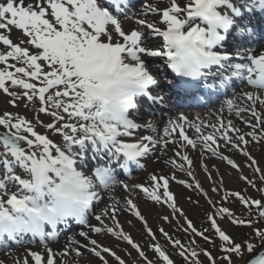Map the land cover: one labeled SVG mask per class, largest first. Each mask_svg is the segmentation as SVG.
<instances>
[{
    "label": "snow or ice",
    "instance_id": "6c2138e0",
    "mask_svg": "<svg viewBox=\"0 0 264 264\" xmlns=\"http://www.w3.org/2000/svg\"><path fill=\"white\" fill-rule=\"evenodd\" d=\"M199 4L200 0H191L189 5L181 6L177 0H171V6L162 12L161 23L166 25V30H162L161 27L153 23H145V20H139L137 23L141 28H146L148 32L162 36L167 45L170 33L194 19L196 8ZM49 9L51 10V16L55 19V23L50 22L46 18ZM149 11L155 13L156 9L149 6ZM182 14L183 18H181ZM56 25L59 26V30ZM109 25L114 26V31L118 37L122 38V42L113 43V35L107 29ZM9 26L23 30V34L28 37L27 43L34 46L37 51L34 54H30L27 48H23L19 44H14L11 39L0 35V41L10 48V51H7L6 54H0V64L5 65L4 68L0 69V90L16 99H20L22 96L27 102H33L34 99L38 98L41 105L39 111L41 113H48L50 107L53 109L50 114L57 121L64 120V116L60 114V110L64 114H67L69 118L75 119L76 123H62L59 127H56L55 124L47 125L49 129H54L55 133L62 137L64 145L68 149L71 146L82 144L86 139L98 138L103 141L112 142L118 152L123 153L129 160H136L149 154H155L157 151L166 147L168 143H175L173 133L177 129H180V140L185 142L179 145L180 149H183L185 146H191L195 150L197 140H199L202 141L201 147L203 150L209 151L213 156H216L218 154L217 150L212 145H217V141L222 139L225 147L239 149L251 161L250 166H255L256 172L261 171L257 166V161L248 152L244 151L241 145L246 146L250 142L246 139V136L250 137L252 142H259L261 139H264V127H262L264 126V118H262L256 108L257 102L261 106H264V94L253 95L251 92L245 93L244 99L251 103L245 104L242 107L236 106L234 99L227 101L229 112H235L237 116L247 112L255 119V124L249 123L248 126L251 127L252 131L248 133H242L240 129L234 126L231 120H228L226 123L210 125L213 132L203 134L201 124L193 123L182 115L179 117V120L184 121L189 128L198 134L196 139H191L185 134V124L171 121L163 128V133L158 138L154 135H145L140 137L138 142H125L121 138L132 137L133 132L139 129L140 126L125 119L118 128H109L105 124L103 132L96 131L95 127H89V122L92 118L86 110L88 106L77 102L80 100L81 92L85 89L84 77L76 71V66L70 60L66 59L63 53L66 51V45L69 42L78 41L81 47L87 46L90 51L114 55L126 54L129 58L135 60L138 52L145 51L144 48L139 46L142 31H131L130 34L126 33L122 30L120 22L109 15L108 12L102 11L97 7L95 0H36L35 4H26L25 0H7L6 3H0V29H7ZM149 54L158 55L159 53L151 52ZM10 58L22 66L9 64L8 61ZM249 59L251 60V65H254L259 61H264V53L260 55L251 54ZM45 66L48 69L47 71H45ZM140 66L143 67L142 65ZM250 66L246 69L244 79L246 80V85L252 87V81L249 79L251 74ZM30 81H39L41 86L37 87V84ZM6 82H10L11 87L23 89L22 94L15 91L10 92ZM149 82H152L151 78H149ZM58 86L63 87L60 89ZM52 89L56 90L54 93L49 94ZM12 104L15 106V99L12 101ZM0 126L8 130L5 133H0V144L4 148V152L0 153V155L10 156L12 158L11 160L15 161L23 169V173L27 174L29 172L30 165L37 150H40L41 155L51 157L52 150L55 149L59 156H64V153L60 151L59 146L53 140L45 135L38 134L34 130L32 123L23 117H13L11 113H5L3 117H0ZM258 129L259 136L257 134ZM145 130L153 134L157 133V128L150 123ZM217 132H220L219 136L216 135ZM229 132L233 133V135H229ZM21 133L30 134L31 138ZM21 141L26 142L27 149L21 146ZM174 156L179 157L182 161H186L188 169L185 168L183 163L176 164L173 161V165L182 172L187 171V175L191 177V159L187 155H184L182 151L174 152ZM221 158L225 159L233 168H238V165L231 159L227 157ZM140 167L143 168L144 165L140 164ZM208 177L211 179L210 172L208 173ZM173 179H175L174 176ZM242 179L246 178L242 177ZM261 179L264 180V175L261 176ZM151 180L154 182L152 190L143 185H137V189L145 194L149 200L160 203L162 197L157 194L156 189L163 187L162 196L164 202L167 203V206L174 213L179 212L183 216V210L179 209L173 202L174 194L169 191V179L163 175L157 176L153 174ZM9 181L14 182L20 191H25L29 188L27 180L22 178L20 174L11 176ZM124 187L128 190L127 185ZM196 187L199 188V184ZM213 191H216V189L214 188ZM0 193H7L5 183H0ZM232 195L238 196L245 206L249 205L250 202L240 196L239 193H233ZM7 200L10 204L18 203L17 192H12L11 195H7ZM99 203H102V199L98 193L95 196L94 202L90 204V207L93 204L97 206ZM209 203L211 204L212 202L209 201ZM126 204L128 206L126 210L134 212L135 216L144 223L148 236L155 240V233L148 228L147 222L133 201L128 199ZM251 204L256 205L258 208H264V205L260 201H251ZM118 211L119 208L114 203L111 205V211L105 208L101 214L95 215V219L99 224L104 225V218L107 217L115 222L117 228H120ZM220 211L222 213H228V209H221ZM228 214L231 216V213ZM259 217L264 218V210L259 211ZM163 219L165 222L168 221L167 216L163 217ZM209 219L212 222L213 229L218 233L219 239L224 242L225 246L222 250L226 253L240 256L242 245L235 243L229 235L217 227L214 219L211 217ZM232 223L244 225L245 223L251 224V221L232 220ZM187 225L188 228L185 231L190 229L197 236L208 240V237L204 236L203 232L198 231L192 225L191 221H187ZM104 227L109 234L122 238L123 241L127 242L138 253V256L146 261V264H152V261L148 260L144 251L132 240L130 235L123 233L122 230L116 232L113 227H108L107 225H104ZM91 231L101 233L102 228L92 227ZM160 232L173 247H179L181 249L178 254L188 261V255L182 242L178 239L173 240L163 229H160ZM79 235L88 239V234L85 232H81ZM256 235L261 240H264V231H257ZM48 240H55V237L51 236ZM69 243L74 244L76 242L71 240ZM89 243L93 247L87 250L92 252L101 261H104L103 252L113 256L118 261V264H125V261L117 256L115 252L108 247L99 245L95 239H91ZM40 244L44 247L47 246L44 240ZM149 247L158 254L159 258L165 264H173V261L165 254L159 244H151ZM253 248L254 246L252 244L247 245L249 252H252ZM61 254L67 255L68 253L63 252ZM203 254L209 259L211 264H215V260L210 253L205 251ZM27 255L34 260L35 264H42L43 257L41 254L29 251ZM75 255L81 256L82 253L76 249ZM190 256L191 264H200L197 258L198 253L195 250L191 251ZM225 260L228 261V264H232L230 256H225ZM23 264H28L27 258L23 260ZM46 264H54V254L50 248L48 249ZM249 264H264V253L256 259L249 261Z\"/></svg>",
    "mask_w": 264,
    "mask_h": 264
},
{
    "label": "rangeland",
    "instance_id": "374dc122",
    "mask_svg": "<svg viewBox=\"0 0 264 264\" xmlns=\"http://www.w3.org/2000/svg\"><path fill=\"white\" fill-rule=\"evenodd\" d=\"M6 2L7 0H0V3ZM35 2L36 0H25L26 4H35ZM226 2L231 4L233 3L232 0H226ZM162 7L163 8H161V11L166 10L164 6ZM46 18H48L50 22L55 23L54 17L51 16L50 9L48 10ZM56 27L59 30V26L56 25ZM129 30L130 29L127 31ZM0 35H4L6 38L11 39L14 44H19L21 47L27 48L30 54H34L37 51L34 46L27 43L28 37L23 34V30L17 29L14 26H9L7 29H0ZM118 42L120 41L118 40ZM113 43H115V41H113ZM7 51H10V48L0 41V54H6ZM8 63L16 64V66H22L16 61L11 60V58L9 59ZM4 67L5 65L0 64V69ZM47 70L48 69L45 66V71ZM30 82L37 84V87L41 86L39 81ZM6 85L9 86L10 92L15 91L22 94V91L19 87H11L10 82H6ZM58 87L62 89L63 86ZM54 90L55 89L50 90V93H54ZM14 99L15 106L12 104ZM249 103L251 102H248L247 104ZM40 107L41 105L38 98L34 99L33 102H27L24 98H22V96L20 99H16L0 90V117H3L5 113H11L13 117H23L32 123L34 130L38 134L45 135L46 137L53 140V142L58 146H61L62 144L60 142L63 141L62 137L55 133L54 129H49L47 125L55 124L56 127H59L62 123H76V120L69 118L67 114H64L62 110H60V114L64 116V120L57 121L50 114L53 109L49 107L48 113H41L39 111ZM256 108L258 113L261 114L262 118H264V106H261L259 102H257ZM224 116V112L218 111L211 117L206 118L203 121V124L210 127L212 124L226 123L228 120H231L234 126L240 129L242 133H248L252 131L251 127L248 126L249 123H256L255 119L251 117L249 113H247V115L244 116L240 121L237 119L235 112H231V114H229L226 119L223 118ZM0 128H3V126H0ZM21 134L30 137V134ZM203 134H209V132L205 129ZM257 134L259 136V129L257 130ZM229 135H233V133L229 132ZM246 139H248L250 142L246 146L241 145V147L257 161V166L261 170L260 172L255 171V166H250L251 161L247 156L243 155L239 149L225 147L224 141L220 139L217 141L218 146L214 145L218 153L216 156H213L211 152L203 150L201 147L202 141H198L197 148L195 150L189 146H185L183 149H180L177 146L171 151H166L165 159L160 158L158 160L155 157L144 161V167L139 174L140 179L137 180L139 183L138 185H143L152 190L154 187V182L151 180V176L153 174L167 177L169 179V191L174 194L173 202L179 209H182L184 213V215L181 216L179 212L174 213L172 209L167 206V203L164 202V198L162 196L163 187L156 189L157 194L161 195L162 197L160 203L149 200L145 194L139 191V189L133 192L128 191L125 197H123L125 199V208H128L126 204L127 200L131 199L137 206V209L141 215L144 217V220L147 222L148 228H150L152 232L155 233V240L148 236L144 223L135 216L134 212L129 210H126L127 213L124 219L121 220L118 218V223L121 226L120 228H117L115 226V222L111 219L106 220L104 225L113 227L114 231L116 232H120L122 230L123 233L130 235L132 240L137 243L144 251L148 260L152 261V264H165V262L162 261L158 254L149 247L151 244H159L165 254L168 255L173 261V264H182L183 259L185 258H182L177 253V250L180 248L173 247L161 234L160 229H163L165 232H167L173 240H180L185 249L190 248V250H192L195 249L199 244L202 247L203 242L200 240L199 236L193 233L190 229L185 231V229L188 228L187 221H191L192 225L198 231L203 232L204 236H208L211 232H215L212 227V222L209 219V217H211L216 221L217 227L224 231L225 234L229 235V237L233 239L235 243L242 245L241 252L243 253L240 254V256H233V258H231L232 264L242 261L247 255V241L250 237L247 235V233H244V228H236L233 225L231 222V217L228 216V213H222L220 210L232 209V211L235 210L236 213L238 204L240 207L242 206L241 199L236 195H234V198H230L234 200L235 205H233L231 202L224 204L226 201L224 199V194L227 191H232V193L236 191V193H239L240 196L247 199L250 203L251 201H260V203L263 201L264 205V180L261 179V176L264 175V139H261L259 142H252L251 138L247 136ZM209 144H211V142H209ZM176 151H182L184 155H187L191 159V177L187 175V171L182 172L173 165V161H175L176 164L183 163L185 168L188 169L186 161H182L179 157L174 156V152ZM3 152V145L0 144V153ZM84 152L85 149H79L77 146H74V149L70 155L71 157L81 160V155ZM221 157H227L228 159H231L235 164L238 165V168H233L227 163L225 159H222ZM4 158L5 155H0V161ZM12 165L10 163L2 164V170L8 171L10 168H13L16 171L13 173V175L20 174L24 179L27 178V174L23 173V169L19 165L17 166L20 167L21 173L19 172L17 166L14 164ZM165 165L169 168H172V171H168L170 169H164ZM209 172L211 173V179L208 177ZM173 176L175 179H173ZM242 177L246 179H242ZM160 183L162 184V182ZM134 184L136 187V181ZM197 184H199V188L196 187ZM214 188L216 191H213ZM209 201L212 203L210 204ZM251 205L258 208L254 204ZM259 209L262 210V208ZM165 216L168 217L167 222H165L163 219ZM104 225H102V228L105 230V232L101 236L99 235L93 238L98 242L99 245L110 248L116 253L117 256L125 261V264H146V261L140 258L138 253L129 244H127V242L123 241L122 238L109 234L106 231ZM261 229L264 230V228ZM92 247V245L89 246V248ZM189 254L190 252L188 253V256ZM102 255L104 256V261H101L97 257H95V259H89L87 255H83L81 256L82 258L80 260L74 259L72 257H66L62 264H105V261L106 264H118V261L108 253L102 252ZM65 256L66 255H63V257ZM201 256V259H198L200 264H211L209 259L203 253ZM45 262L43 261L42 264H45ZM220 263L228 264V261L222 259ZM32 264L34 263L32 262ZM54 264L57 263L54 262Z\"/></svg>",
    "mask_w": 264,
    "mask_h": 264
},
{
    "label": "clouds",
    "instance_id": "9594fccd",
    "mask_svg": "<svg viewBox=\"0 0 264 264\" xmlns=\"http://www.w3.org/2000/svg\"><path fill=\"white\" fill-rule=\"evenodd\" d=\"M225 2L200 0L192 21L202 23L189 21L170 33L168 55L177 74L195 76L217 60L212 49L217 30L228 24L218 10ZM63 55L84 77L85 89L77 102L88 106L86 110L92 118L89 127L99 132H103L105 124L109 128L120 127L137 95L154 82L141 64L126 54L93 52L87 46L81 47L78 41H71ZM250 68L251 93L264 94V61ZM59 148L63 157L55 149L51 157L37 150L25 178L29 188L17 192L18 203L10 204L0 193V230H37L62 213L83 212L94 202L96 194L119 183L106 182L103 175L88 172L74 162L66 145Z\"/></svg>",
    "mask_w": 264,
    "mask_h": 264
},
{
    "label": "bare ground",
    "instance_id": "6f19581e",
    "mask_svg": "<svg viewBox=\"0 0 264 264\" xmlns=\"http://www.w3.org/2000/svg\"><path fill=\"white\" fill-rule=\"evenodd\" d=\"M153 1V0H152ZM171 0H166L165 1V3H162L163 2V0H159L158 2H153L158 8L160 7V5L162 4V5H164V4H166V5H169V2H170ZM182 1H185V0H177V2L179 3V2H182ZM191 2L190 1H187V4L189 5ZM165 8H167V6L165 7ZM157 16H155V18H156ZM155 20V19H154ZM259 52L262 54V53H264V48H260L259 49ZM171 121H175V122H179L180 123V120H179V115H174V116H170L169 117V119H166V120H164L163 121V124H162V128H164V127H166L168 124H169V122H171ZM192 134H194V132L193 131H190ZM163 133V132H162ZM173 138H174V140L175 141H177V136L175 135V133H173ZM64 144V143H63ZM62 144V145H63ZM172 145H173V143H168L167 145H166V147H164L163 149H161V151L159 152V155H158V157H162L163 155H164V149H166V150H169V149H171V147H172ZM68 152H69V149H68ZM3 161V162H2ZM15 163V161H13V160H11V158L9 157V156H6L4 159H2L1 161H0V165H2V163ZM16 164V163H15ZM164 169H170V170H168V171H172V168H169L168 166H164ZM117 204V206H118V208H119V211H118V218L119 219H124L125 217H126V206H125V203H124V199H122L121 198V195H120V184L118 183L114 188H112V189H110L109 191H108V193H107V195L105 196H103V202L101 203V205H100V208H99V210L101 211V212H103V210L105 209V208H108L109 209V211H111V205H113V204ZM104 219H109V218H107V217H105ZM89 222L92 224V226H99V225H101V224H99L98 222H97V220L95 219V218H90V220H89ZM88 222V223H89ZM81 232H85V233H87L88 234V239H85V238H83V237H81L80 235H79V233H81ZM93 231L92 232H90V230H88V229H85V230H83V231H78V230H75L71 235H69L65 240H67L68 242L67 243H69V241H71V240H74L76 243H71V245H66L65 247L67 248V249H69L72 253H74V249L75 248H77V249H81L82 248V253L83 254H86L87 256H88V258L89 259H95V256H94V254H92L90 251H88L87 250V247L85 246V245H91L90 243H89V241L91 240V239H93V237H95V236H93ZM56 248H61V247H63V244L62 243H60L59 245H57V246H55ZM20 251H22V253H19L20 251H18L17 253H16V255H14V254H12V253H9L8 255H6V256H3V257H1L0 258V260L2 261V262H4V263H10V261H12V263H10V264H14V262L16 261V259L18 258V257H20V256H23V255H26L28 252L27 251H25V249L24 248H20L19 249ZM26 250H28L27 248H26ZM31 252H39V250H36V251H31ZM74 255H75V253H74ZM75 257H76V255H75ZM58 260V259H57ZM28 263H30V262H28Z\"/></svg>",
    "mask_w": 264,
    "mask_h": 264
}]
</instances>
